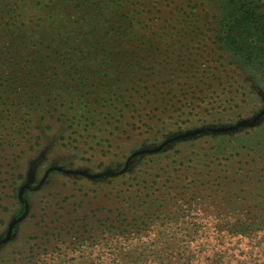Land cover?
Wrapping results in <instances>:
<instances>
[{"label": "rangeland", "instance_id": "1", "mask_svg": "<svg viewBox=\"0 0 264 264\" xmlns=\"http://www.w3.org/2000/svg\"><path fill=\"white\" fill-rule=\"evenodd\" d=\"M223 1L0 0V264H264V91L223 111Z\"/></svg>", "mask_w": 264, "mask_h": 264}, {"label": "trees", "instance_id": "2", "mask_svg": "<svg viewBox=\"0 0 264 264\" xmlns=\"http://www.w3.org/2000/svg\"><path fill=\"white\" fill-rule=\"evenodd\" d=\"M4 2L11 15L20 18L19 21L22 22H25L26 17L42 15L47 7V4H43V0H4ZM223 2L219 7L221 10L217 20L216 37L221 62L234 65L235 69H241L243 74H247L248 78L245 81L249 83L235 88V90H243L241 94L243 99L223 109L236 114V119H233L236 121L242 117L240 113L242 107L247 108L250 100L256 99L252 96L257 94V90L264 91V2L262 0H224ZM195 76L196 74L189 77L193 79ZM228 92H232L231 89ZM205 95L207 96V93ZM228 114L230 116L231 113Z\"/></svg>", "mask_w": 264, "mask_h": 264}]
</instances>
